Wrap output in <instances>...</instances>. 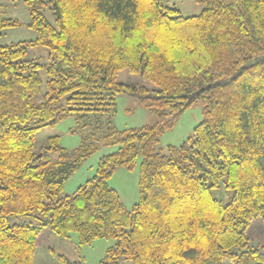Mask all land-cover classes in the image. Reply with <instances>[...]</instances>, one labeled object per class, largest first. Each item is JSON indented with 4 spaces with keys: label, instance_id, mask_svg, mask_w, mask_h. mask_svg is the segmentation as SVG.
<instances>
[{
    "label": "trees",
    "instance_id": "trees-1",
    "mask_svg": "<svg viewBox=\"0 0 264 264\" xmlns=\"http://www.w3.org/2000/svg\"><path fill=\"white\" fill-rule=\"evenodd\" d=\"M25 1L37 38L0 45V264H33L45 228L75 232L80 245L116 239L100 264H264V244L246 236L264 216V0H197L206 7L192 16L165 0ZM16 24L0 17V29ZM31 45L51 61L26 59ZM123 70L157 89L118 83ZM119 92L137 94L158 123L111 128L118 150L62 196L95 146L84 137L68 151L54 136L36 154L37 131L71 112L110 113ZM195 103L204 117L193 136L157 149ZM140 154V199L129 211L108 180ZM23 217L34 221L15 220Z\"/></svg>",
    "mask_w": 264,
    "mask_h": 264
},
{
    "label": "rangeland",
    "instance_id": "rangeland-1",
    "mask_svg": "<svg viewBox=\"0 0 264 264\" xmlns=\"http://www.w3.org/2000/svg\"><path fill=\"white\" fill-rule=\"evenodd\" d=\"M165 5L177 7L183 16L200 14L206 7L204 2L197 0H165ZM40 11L53 25L56 24L54 11L49 4L41 5ZM0 17L17 21L16 25L4 27L0 35V45L16 44L23 41H33L37 32L30 27L32 21L29 5L25 0H0ZM26 59H35L40 64H48L49 51L41 45L28 47ZM44 83L47 81L46 68L40 69ZM116 81L121 84L139 85L149 90L157 86L139 73L128 70L120 71ZM201 103H195L179 115L175 124L166 128L156 144L157 149L164 152L170 145L181 146L194 134L195 127L204 117ZM158 123V117L152 108L140 103L139 96L132 92H119L116 96L115 110L110 113H93L80 117L76 112L68 113L55 125L42 126L36 133L34 150L43 154L49 146L50 139L59 137V144L68 151L80 147L83 138L88 137L87 143L94 145L95 150L83 161L78 170L73 173L64 185L62 196L73 195L76 190L97 173L103 156L116 152L118 144H109L110 129L122 131L129 128L153 126ZM58 153H53L56 158ZM142 155L138 156L134 168L126 165L119 166L108 180L109 186L116 189L126 208L131 211L140 199V165ZM228 200V197H226ZM16 221H34L33 217H23ZM251 247H262L264 244V216L256 217L246 229ZM116 244L114 238H98L90 244L80 245L78 234L69 233L67 237L54 233L45 228L38 236L33 264H100L108 249ZM62 258L64 260L62 261ZM123 264H133L123 261ZM228 264V263H226Z\"/></svg>",
    "mask_w": 264,
    "mask_h": 264
}]
</instances>
